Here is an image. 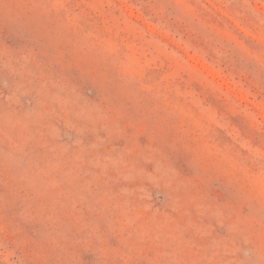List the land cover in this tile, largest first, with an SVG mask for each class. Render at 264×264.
I'll list each match as a JSON object with an SVG mask.
<instances>
[{"label": "rangeland", "instance_id": "374dc122", "mask_svg": "<svg viewBox=\"0 0 264 264\" xmlns=\"http://www.w3.org/2000/svg\"><path fill=\"white\" fill-rule=\"evenodd\" d=\"M0 264H264V0H0Z\"/></svg>", "mask_w": 264, "mask_h": 264}]
</instances>
